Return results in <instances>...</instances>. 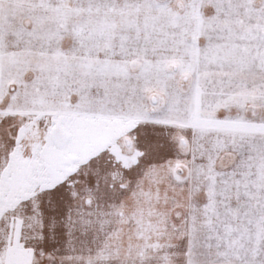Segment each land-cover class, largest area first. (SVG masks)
Masks as SVG:
<instances>
[{"label":"snow or ice","instance_id":"1","mask_svg":"<svg viewBox=\"0 0 264 264\" xmlns=\"http://www.w3.org/2000/svg\"><path fill=\"white\" fill-rule=\"evenodd\" d=\"M0 264H264V0H0Z\"/></svg>","mask_w":264,"mask_h":264}]
</instances>
